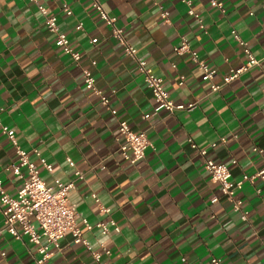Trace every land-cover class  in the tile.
I'll return each instance as SVG.
<instances>
[{"label":"crops","instance_id":"crops-1","mask_svg":"<svg viewBox=\"0 0 264 264\" xmlns=\"http://www.w3.org/2000/svg\"><path fill=\"white\" fill-rule=\"evenodd\" d=\"M38 1L57 16L81 58L73 61L56 44L34 2L0 0L1 121L15 132L48 184L74 180L77 170L83 173L69 192L79 221L114 220L119 227L115 231L109 224V233L100 228L85 232L92 250L101 254L99 261L68 235L62 248L41 264H212L214 257L221 264H264V190L258 195L246 182L238 191L249 212L243 220L222 197L198 152L207 149V158L229 165L233 180L264 166V0H222L224 11L209 0H190L191 6L184 0H100L137 56L162 78L171 99L198 102L191 111L174 113L159 107L136 61L89 0ZM64 4L71 15L62 10ZM161 7L168 20L160 15ZM190 7L198 18L189 14ZM232 30L260 64L224 84L223 77L247 60ZM183 38L218 71V91H211L189 54L175 51ZM83 69L91 70L96 86L110 94L117 114L85 87ZM121 119L152 141L136 163L125 161L118 150L115 132ZM42 158L53 165L51 172ZM15 162V148L0 130V180L10 196L24 183L13 172ZM213 196L219 200L211 202ZM40 259L27 238L0 234V264H39Z\"/></svg>","mask_w":264,"mask_h":264},{"label":"built area","instance_id":"built-area-1","mask_svg":"<svg viewBox=\"0 0 264 264\" xmlns=\"http://www.w3.org/2000/svg\"><path fill=\"white\" fill-rule=\"evenodd\" d=\"M34 2L39 11L45 17V26L48 31L55 34L56 44L60 46L65 53L70 55L73 61L78 62L81 54L73 49L67 35L61 31L57 21V16L50 14L47 7L40 4L38 0H31ZM92 7L97 11L99 17L104 20L111 27V35L122 46L124 52L136 61L137 70L143 76L147 87L151 90L160 108L168 113L176 111H191L197 107L198 102L192 101L188 103H175L171 99L169 92L165 89L163 80L155 75L152 67H150L145 60L137 56V49L125 37L124 29L116 24V18L110 16L100 0H89ZM191 6L190 0H184ZM211 5L221 11H224V3L222 0H209ZM62 10L71 15L72 10L68 4L62 6ZM190 15L199 17L197 13L190 7L188 10ZM160 15L168 20V11L162 9ZM201 27H204L201 23ZM78 29L82 25L77 26ZM234 38L243 47L247 57L246 62L237 69H232L230 74L223 77L224 84L238 78L242 73L248 71L250 68L259 65L260 61L252 53L249 45L238 35L235 30H232ZM178 54H189L191 60L203 72L204 78L209 81L212 92L218 91L221 87L216 82L218 71L208 66L202 60L199 54L194 51L186 38H183L181 43L175 47ZM264 75V68L262 69ZM82 77L85 87L94 92L100 100V103L105 106L112 114H117V111L111 107L110 94L104 93L96 86L95 77L91 70L83 69ZM184 84V77L180 78L179 85ZM115 91L112 90V93ZM2 110V109H1ZM0 130L5 133L10 142L15 148L16 162L13 164V172L18 177L24 179L22 187L18 190L16 196H10L4 189L3 181L0 180V203L2 204L3 225L0 228V234L7 232L17 240L27 238L30 243L37 246L41 259L38 263L41 264L55 251L62 248L61 241L66 236L70 235L75 243H81L89 251L96 261L100 260L101 254L94 251L85 232L91 231L94 228H100L103 233H109V224L114 227L115 231H119V227L114 220H110L109 224L105 221H98L97 223H90L87 219L79 221V215L76 211L75 205L69 198L70 190L75 188L76 180L83 179L81 171H75L76 178L69 182H63L60 179H55L52 184H48L40 175L39 166L30 158V153L21 148L16 138L15 132L7 125L3 124L0 117ZM115 140L118 144V150L122 158L130 163H136L146 156L148 148L152 147V141L145 131H135L131 128L129 123L121 119L118 122V127L115 132ZM193 148L197 145L189 139ZM221 141L225 142L226 138L221 137ZM213 143L211 146H215ZM254 150H258L256 147ZM36 155L39 151L34 149ZM198 152L204 156V166L209 173L211 180L220 186L221 195L226 200L230 201L232 208L241 214L243 220L248 219L249 212L243 208V201L238 197L237 193L243 188V185L248 182L255 186V191L258 195L262 194L264 190V166L253 174L244 173L239 180L232 179V172L230 166L225 163L215 162L213 159L207 158V149H198ZM42 166L49 172L53 170V165L41 159ZM70 165L73 161L68 159ZM236 160L232 161V165L236 164ZM260 181L263 187L257 186ZM219 197L213 196L211 202H217ZM103 212H110L109 208L101 207ZM45 239V243L42 240ZM106 253L109 251L105 250ZM4 256L5 253L3 252ZM212 264H221V259L214 257L211 260ZM108 264V263H99Z\"/></svg>","mask_w":264,"mask_h":264}]
</instances>
